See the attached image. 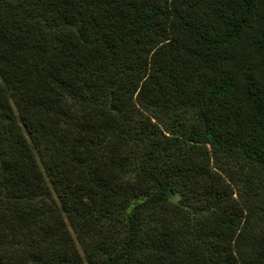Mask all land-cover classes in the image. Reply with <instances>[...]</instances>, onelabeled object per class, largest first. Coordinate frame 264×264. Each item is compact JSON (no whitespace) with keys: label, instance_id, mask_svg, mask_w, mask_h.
<instances>
[{"label":"trees","instance_id":"1","mask_svg":"<svg viewBox=\"0 0 264 264\" xmlns=\"http://www.w3.org/2000/svg\"><path fill=\"white\" fill-rule=\"evenodd\" d=\"M0 264H264V0H0Z\"/></svg>","mask_w":264,"mask_h":264}]
</instances>
